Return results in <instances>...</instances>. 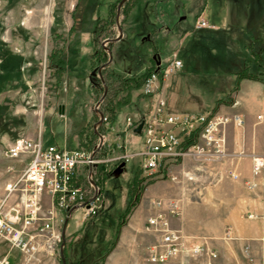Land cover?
<instances>
[{
    "label": "rangeland",
    "instance_id": "1",
    "mask_svg": "<svg viewBox=\"0 0 264 264\" xmlns=\"http://www.w3.org/2000/svg\"><path fill=\"white\" fill-rule=\"evenodd\" d=\"M136 1L0 0V186L7 180V167H17L2 157L8 144L20 138H40L46 147H74L72 137L79 136L78 130L96 119L92 106L102 95L111 127L108 142L121 140V149H113L107 157L112 173L102 189L103 211L87 220L79 219L82 226L77 231L70 229L72 220L66 222L64 231V224L59 225L67 264H98L95 261L113 237L118 216L127 204L128 183L141 162L136 154L143 146V137L134 130L122 132L125 120L137 122L141 114L147 112L148 116L154 105L149 107L138 91L123 104L125 93L113 84L109 70L129 78L144 71L149 57H157L164 70L173 60L182 61V69L166 81L165 108L170 113H191L196 110H189L185 104L201 94L202 75L232 67L223 59L225 51L234 48L243 54V44L249 46L247 39L261 37L264 32V0H141L134 7ZM206 3L202 20L207 28L197 31L194 25ZM211 26L216 29L207 30ZM119 28L124 37L114 40ZM185 33L191 37L181 41ZM105 40H114L108 44L109 55L101 47ZM143 42L149 50L139 54L137 47ZM91 43L106 58L94 72H90L88 62ZM212 50L219 56L217 60L203 57V52ZM59 52L66 59L60 74L55 66ZM102 66V80H98L96 74ZM91 75H95L99 90H91V82L95 83ZM138 102L140 114L136 110ZM88 127L86 135L92 144L95 139L91 125ZM76 147L84 146L78 143ZM141 184L145 188L149 185ZM76 236L79 240H73ZM62 257L63 253L57 252L52 256L42 254L39 264H63Z\"/></svg>",
    "mask_w": 264,
    "mask_h": 264
},
{
    "label": "built area",
    "instance_id": "2",
    "mask_svg": "<svg viewBox=\"0 0 264 264\" xmlns=\"http://www.w3.org/2000/svg\"><path fill=\"white\" fill-rule=\"evenodd\" d=\"M203 28H207L206 23L198 18L195 29ZM120 38L118 31L114 40ZM114 40H105L101 45L107 55L108 44ZM181 67L180 61L173 60L163 71L161 83L152 74L139 90L144 96L155 94L153 109L143 119L142 150L136 154L141 158L138 167L141 183L167 178L174 181L176 178L170 168L182 163L188 155L200 159L220 158L225 151V128L230 124H243L238 116L168 112L164 101L165 84ZM104 68L97 71L98 80H102ZM104 102L105 95H102L92 106L96 119L90 127L95 139L91 148L46 147L40 138H20L5 147L2 157L15 162L17 167H7V180L0 186V264H39L42 254L52 256L57 252L61 255L65 242L59 225L64 224V231L69 220L84 221L104 209L98 177L111 171L108 154L113 149H121V140L108 142L111 127ZM141 121L126 118L122 132L134 130ZM127 158L125 155V160ZM262 169L264 160L254 158L252 174L258 175ZM232 177L237 179L235 175ZM154 206L160 207L161 202H155ZM167 207L171 216H179L175 203ZM248 218L255 219L250 214ZM145 231L154 236V242L146 246L150 264L218 262L217 251L206 240L171 229L161 210L148 217ZM224 239H234L230 228L225 230ZM242 251L247 264H264V255L260 259L252 256L250 246Z\"/></svg>",
    "mask_w": 264,
    "mask_h": 264
},
{
    "label": "crops",
    "instance_id": "3",
    "mask_svg": "<svg viewBox=\"0 0 264 264\" xmlns=\"http://www.w3.org/2000/svg\"><path fill=\"white\" fill-rule=\"evenodd\" d=\"M138 2L141 0H137L134 7ZM206 6L207 3L198 18L203 19ZM222 20L224 27V14ZM215 29L211 26L207 30ZM120 30V39H123L124 32ZM188 37L191 34L185 33L180 40ZM263 38L264 32L261 37L251 36L247 41L249 45L258 47V42L252 43V40L259 41ZM233 49L225 51L223 56L232 67H220L218 71L202 75L199 80L201 94L194 102H187L185 106L189 110H196L191 113L203 114L215 108L214 113L217 115L238 116L243 121L242 126L230 124L225 128V151L220 158L200 159L188 155L182 163L170 168L171 175L176 178L174 181L168 178L158 179L149 184L139 203L127 217V222L121 228L117 242L104 264H150L146 257V246L154 242V236L145 231V226L148 217L158 210L166 214L171 229L186 236L207 240L219 255L217 264H245L242 251L245 246H250L251 255L257 259L264 255V169L258 175L252 174L253 159L264 160V83L243 79L239 81L238 89L231 92L235 84L233 73L243 67L242 54ZM186 51L189 52L188 49ZM174 52L176 50L172 53ZM203 57L217 60L219 56L217 53L213 54L212 50L211 53L203 52ZM262 57L264 59V49ZM250 71L255 72L253 66ZM218 100L220 103L215 105ZM136 106L137 114L142 113L141 104L138 102ZM60 115H64V111ZM88 123L90 126L91 122ZM72 138L76 147L78 136ZM232 175L237 176V179ZM157 201L161 202L158 208L154 206ZM170 203L178 206L179 216L168 213L167 206ZM249 214L255 219H249ZM78 221H73L70 229L77 231L78 227L81 228L82 223ZM227 228L231 229L233 240L224 239ZM76 239L79 240V237L76 236L73 240Z\"/></svg>",
    "mask_w": 264,
    "mask_h": 264
},
{
    "label": "trees",
    "instance_id": "4",
    "mask_svg": "<svg viewBox=\"0 0 264 264\" xmlns=\"http://www.w3.org/2000/svg\"><path fill=\"white\" fill-rule=\"evenodd\" d=\"M199 16L200 15H198L197 18ZM253 42L254 43L258 42V47H255L254 44L249 45L247 48L244 47V49H243L244 53L242 54L243 67L240 71L233 73V75H235V84H234V87L231 90V92H234L238 89V83H239V81H241L243 79L259 81V82L264 83V59L262 57V51L264 49V38L262 40H259V41L256 39H253L252 43ZM91 44L93 47V53H92L90 60H89V69H90V72H94V70L99 66V64L101 65V63H105L106 58L102 55V53L97 48H95L94 43H91ZM150 49H151V47H150ZM145 50H149L148 45H146V43L144 44V42L140 43L139 46L137 47V52L139 54H142V53H144L143 51H145ZM153 50L155 52L158 51L156 48H153ZM58 54H59L57 56V58L59 57V59H57L58 64H56L55 66L57 67V71H58L57 73L60 74L63 71L64 66L66 65V59H65V54L63 52H59ZM157 61H158V59L153 60L152 57L147 58L148 63H147V66L145 67L144 71L139 75L131 76L129 78H121L119 76L116 77L115 74L111 70H109L108 76L110 78L114 79L113 84L116 83L117 87L119 88V91L125 93V97H123V99H122L123 104L128 103V101L131 97V93L133 91H139L142 88V86L144 85V83L146 82V80L152 74H155L158 77V80L160 83L162 82V75H163L164 67H162L161 64H160V66H157ZM251 66L254 67V70H255L254 73H252L250 71ZM93 76H95V75L90 76L91 81L96 80L95 77H93ZM91 84H92V85H90L91 90L94 91V87H98V90H99L100 85L98 82H96V81H95V83L91 82ZM95 92H97V90ZM141 97L145 98V102L148 104L149 107H151L153 105L154 100H155V94L154 95H148V96L141 95ZM218 103H220V100H218L215 105H217ZM115 105L120 106L121 104H120V102H116ZM214 109L211 111L212 113H214ZM104 110H105V108H104ZM111 112L112 113L114 112L113 107L111 108ZM146 114H147V112H146ZM146 114H141L140 120L147 118ZM88 125H89V123L87 124V126H85L80 131L79 136H78V143H79V146L91 148L92 140L90 139V137L88 138L89 135H86V133L88 132V128H89ZM85 141H86V143H85ZM111 173L112 172L104 173L102 176L101 187H102L103 191L105 189V187H104L105 183L110 178ZM139 175H140V172L137 168V170L134 172L131 180L128 183V188L126 191L127 204L125 205L123 212L118 216L117 223H116L115 229H114L113 237H110V239L108 240V244L102 250L100 257L95 261L98 264H104L106 257L111 252V250L114 248V246L117 242L121 228L127 222V217L131 214L133 209L139 203V200L141 198V193L143 192V190L145 188V186L142 185L140 180H139ZM101 212H99L98 214H100ZM66 252L67 251L64 249L63 258H64L65 264H67V253Z\"/></svg>",
    "mask_w": 264,
    "mask_h": 264
},
{
    "label": "water",
    "instance_id": "5",
    "mask_svg": "<svg viewBox=\"0 0 264 264\" xmlns=\"http://www.w3.org/2000/svg\"><path fill=\"white\" fill-rule=\"evenodd\" d=\"M119 33H120V35H121V30H120V29H119ZM152 59H153V60H156V59H158V58L155 57V56H153ZM159 65H160V61L158 60V61H157V66H159ZM143 124H144V121L142 120V121L137 125V127L134 129L133 133H134V134H137V135H140V134H141L142 127H143ZM62 263L65 264V262H64V258H63V257H62Z\"/></svg>",
    "mask_w": 264,
    "mask_h": 264
}]
</instances>
